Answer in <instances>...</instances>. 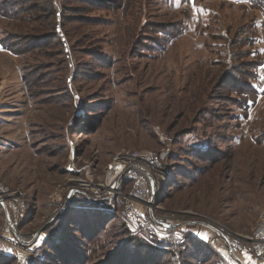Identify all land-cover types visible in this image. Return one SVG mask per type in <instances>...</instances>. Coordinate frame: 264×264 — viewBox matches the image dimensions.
<instances>
[{"label": "rangeland", "instance_id": "rangeland-1", "mask_svg": "<svg viewBox=\"0 0 264 264\" xmlns=\"http://www.w3.org/2000/svg\"><path fill=\"white\" fill-rule=\"evenodd\" d=\"M165 149L170 231L127 218L129 181L91 192ZM0 184L25 207L0 264H264L222 237L264 216V0H0Z\"/></svg>", "mask_w": 264, "mask_h": 264}, {"label": "built area", "instance_id": "built-area-1", "mask_svg": "<svg viewBox=\"0 0 264 264\" xmlns=\"http://www.w3.org/2000/svg\"><path fill=\"white\" fill-rule=\"evenodd\" d=\"M167 155L168 150L166 149L163 150L160 155L151 152L138 151L120 153L116 156L108 169L109 178L107 179L108 183H106V187L104 186L105 193L100 194L98 189H96V187L91 188L90 183L87 181H84V184H88L86 186L83 183L75 186L74 189L77 188V191L74 190L73 193L76 194L78 190L81 192H89L91 188V192H94V194H91L94 196L99 197L105 194V196L112 199V197L120 192L121 184H126V181H129V191L131 193L129 200H134L135 202L138 201L141 205H145V209L138 210L133 205L129 206L128 203V207L125 209L127 218L132 222H139L142 226L146 225L151 233H155L160 230L156 220L159 219V221H161L160 219H163V217L157 213L153 206L156 195L154 193L153 184L155 183L156 190H159V187H161L167 179L168 170L164 163ZM8 192V189L0 184V206L5 207V209L6 206H9V209H11L10 211L13 214V217H11L10 214V218H8L7 221V228H9L7 231L12 235V229H14L15 233L17 231L16 223L19 217L22 216V210L25 207L20 206L18 196H8ZM222 237L225 239L227 238V247L231 254H249L256 259H261L264 257V216L262 224L259 226L258 230L254 232L252 237L248 236L250 239L240 236L242 239L250 240L249 242H252V244L242 242V240L236 235L231 234L227 229L226 231L224 230ZM22 264H31V260L26 261L25 257H23Z\"/></svg>", "mask_w": 264, "mask_h": 264}, {"label": "bare ground", "instance_id": "bare-ground-1", "mask_svg": "<svg viewBox=\"0 0 264 264\" xmlns=\"http://www.w3.org/2000/svg\"><path fill=\"white\" fill-rule=\"evenodd\" d=\"M83 184H84V182H83ZM85 186L86 185H88V184H84ZM74 188V187H73ZM73 188H71V189H73ZM260 236H261V234H260ZM41 238H42V236H41ZM245 238H247V239H250L248 236L247 237H245ZM40 242V240L38 239V241L35 243V245L36 244H38ZM30 249H32V248H30ZM32 254L33 253H31V250H29L28 252H25V255H24V257H25V259H26V261L28 260H30V258H32ZM27 255V256H26ZM243 255H245V254H243ZM248 255V254H247ZM239 255H237V257H238ZM249 256H251V255H249ZM251 257H253V256H251ZM238 259H239V257H238ZM247 260V264H257V262H255V261H253V260H251V259H249V258H246ZM240 260V259H239ZM241 262V261H240ZM242 263V262H241ZM243 264V263H242Z\"/></svg>", "mask_w": 264, "mask_h": 264}, {"label": "water", "instance_id": "water-1", "mask_svg": "<svg viewBox=\"0 0 264 264\" xmlns=\"http://www.w3.org/2000/svg\"><path fill=\"white\" fill-rule=\"evenodd\" d=\"M153 189H154V193L156 194V184L154 183L153 184ZM70 198V197H69ZM153 201V200H152ZM58 216H59V214H58ZM57 216V217H58ZM156 223H157V225L159 226V228L160 229H167L168 227H170L171 225L169 224V223H165V222H162V221H158V220H156ZM213 228V227H212ZM232 257H234L237 261H239L240 262V260L238 259V257H237V255H235V254H232Z\"/></svg>", "mask_w": 264, "mask_h": 264}, {"label": "trees", "instance_id": "trees-1", "mask_svg": "<svg viewBox=\"0 0 264 264\" xmlns=\"http://www.w3.org/2000/svg\"><path fill=\"white\" fill-rule=\"evenodd\" d=\"M6 6H8V4H7ZM165 230H166V232L170 231L169 229H165ZM128 235H129V237H128L129 240H130V239H132V240L135 239L134 237H132V236L130 235V233H129ZM133 242H136V241L134 240ZM141 245H142V244H141ZM144 245H145V244H144ZM144 245H142V246H143V247H145V246H146V247H149V246H147V245H145V246H144ZM172 264H174V263H172Z\"/></svg>", "mask_w": 264, "mask_h": 264}]
</instances>
